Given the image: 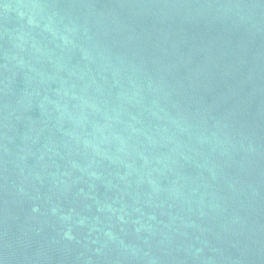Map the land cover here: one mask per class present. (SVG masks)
<instances>
[{
  "label": "water",
  "instance_id": "obj_1",
  "mask_svg": "<svg viewBox=\"0 0 264 264\" xmlns=\"http://www.w3.org/2000/svg\"><path fill=\"white\" fill-rule=\"evenodd\" d=\"M0 264H264V0H0Z\"/></svg>",
  "mask_w": 264,
  "mask_h": 264
}]
</instances>
